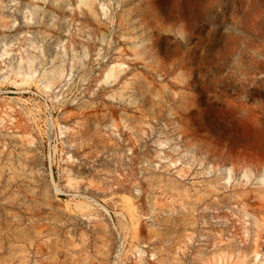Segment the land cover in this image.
<instances>
[{
	"label": "rangeland",
	"instance_id": "obj_1",
	"mask_svg": "<svg viewBox=\"0 0 264 264\" xmlns=\"http://www.w3.org/2000/svg\"><path fill=\"white\" fill-rule=\"evenodd\" d=\"M0 264H264V0H0Z\"/></svg>",
	"mask_w": 264,
	"mask_h": 264
}]
</instances>
